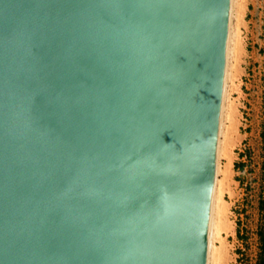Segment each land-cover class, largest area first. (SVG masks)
<instances>
[{
  "label": "water",
  "instance_id": "1",
  "mask_svg": "<svg viewBox=\"0 0 264 264\" xmlns=\"http://www.w3.org/2000/svg\"><path fill=\"white\" fill-rule=\"evenodd\" d=\"M230 0H0V264H207Z\"/></svg>",
  "mask_w": 264,
  "mask_h": 264
},
{
  "label": "rangeland",
  "instance_id": "2",
  "mask_svg": "<svg viewBox=\"0 0 264 264\" xmlns=\"http://www.w3.org/2000/svg\"><path fill=\"white\" fill-rule=\"evenodd\" d=\"M218 179V264H264V0H236Z\"/></svg>",
  "mask_w": 264,
  "mask_h": 264
},
{
  "label": "bare ground",
  "instance_id": "3",
  "mask_svg": "<svg viewBox=\"0 0 264 264\" xmlns=\"http://www.w3.org/2000/svg\"><path fill=\"white\" fill-rule=\"evenodd\" d=\"M236 0H230V11H229V23H228V34H227V47H226V60H225V73H224V84H223V94H222V104H221V114H220V124H219V135H218V147H217V160H216V172H215V185H214V197H213V207H212V217H211V228H210V238H209V248H208V259L207 264H218L219 253L218 247L214 246V240L219 234L220 222L218 216L221 212L220 202L222 199V189L220 187L218 179L219 171V156L222 149V135H223V121L225 118L226 105H227V86L230 79V59L233 51V44L235 43V30L233 27V12L235 9Z\"/></svg>",
  "mask_w": 264,
  "mask_h": 264
},
{
  "label": "trees",
  "instance_id": "4",
  "mask_svg": "<svg viewBox=\"0 0 264 264\" xmlns=\"http://www.w3.org/2000/svg\"><path fill=\"white\" fill-rule=\"evenodd\" d=\"M260 207H263L264 209V197L260 201ZM263 245H264V236L262 237Z\"/></svg>",
  "mask_w": 264,
  "mask_h": 264
}]
</instances>
